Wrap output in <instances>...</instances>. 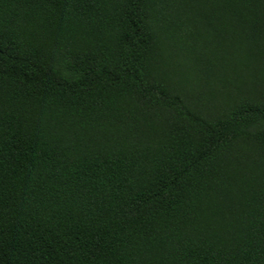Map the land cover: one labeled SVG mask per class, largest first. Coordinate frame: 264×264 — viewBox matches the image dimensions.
<instances>
[{"label":"trees","instance_id":"1","mask_svg":"<svg viewBox=\"0 0 264 264\" xmlns=\"http://www.w3.org/2000/svg\"><path fill=\"white\" fill-rule=\"evenodd\" d=\"M0 264H264V0H0Z\"/></svg>","mask_w":264,"mask_h":264}]
</instances>
